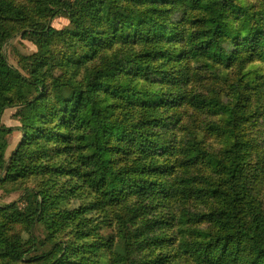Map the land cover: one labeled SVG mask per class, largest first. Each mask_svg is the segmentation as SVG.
Listing matches in <instances>:
<instances>
[{
	"label": "trees",
	"instance_id": "trees-1",
	"mask_svg": "<svg viewBox=\"0 0 264 264\" xmlns=\"http://www.w3.org/2000/svg\"><path fill=\"white\" fill-rule=\"evenodd\" d=\"M0 191V264H264V0H0Z\"/></svg>",
	"mask_w": 264,
	"mask_h": 264
},
{
	"label": "rangeland",
	"instance_id": "rangeland-1",
	"mask_svg": "<svg viewBox=\"0 0 264 264\" xmlns=\"http://www.w3.org/2000/svg\"><path fill=\"white\" fill-rule=\"evenodd\" d=\"M68 25H69V21L65 18H60V19H57L53 22V26L58 30L64 29ZM13 44H14V47L21 54H23L25 56L32 55L38 51L37 46H35L34 44H32L29 41L21 40L19 38H18V40L14 41ZM10 62H11V64H15V62L12 59L10 60ZM15 113H16V110H8L5 113V115L2 119V123L4 126H6L7 128H15V129H17L19 127V124L16 121H14L13 116ZM12 139H13L12 143H11L12 146L10 147V149L7 152V158L10 157L12 152L15 150L16 145H18V143L21 139L20 132L15 130L12 134ZM2 194H3V192L0 191V197L2 196ZM3 195H4V197L2 198V201H4L6 204L12 203V202L19 200L21 198L19 193H13L11 195H5V194H3ZM39 233H41L40 236H43L42 231Z\"/></svg>",
	"mask_w": 264,
	"mask_h": 264
}]
</instances>
